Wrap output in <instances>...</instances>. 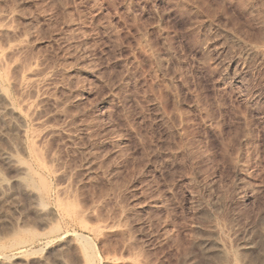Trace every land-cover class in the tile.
<instances>
[{"label": "rangeland", "instance_id": "1", "mask_svg": "<svg viewBox=\"0 0 264 264\" xmlns=\"http://www.w3.org/2000/svg\"><path fill=\"white\" fill-rule=\"evenodd\" d=\"M0 89V264H264V0H0Z\"/></svg>", "mask_w": 264, "mask_h": 264}, {"label": "bare ground", "instance_id": "2", "mask_svg": "<svg viewBox=\"0 0 264 264\" xmlns=\"http://www.w3.org/2000/svg\"><path fill=\"white\" fill-rule=\"evenodd\" d=\"M15 115H16V113H15L13 107L8 102L5 94L0 89V138H6L3 126H8V127L10 126L11 127V125H12V128H13V126L14 127L16 126V124L13 122ZM16 128H17V126H16ZM0 161L8 168L9 167L15 168L17 170L18 174H20V175L21 174L29 175L28 173L30 170L28 169V167H25L21 163L17 162L18 160H16L14 158V155L12 154V151L10 148L0 150ZM15 169H14V171L16 172ZM15 179H17V178L15 177ZM12 181L15 182L14 180H12ZM9 185L10 184H7V182H5L2 178H0V199L4 198L3 195L5 194V190L9 188ZM37 209H38L37 210L38 212H41V209H39V208H37ZM201 245H202L203 251L208 255L207 256L208 258L211 257L212 255H215V254L220 253L222 251V246L219 243H215L213 240H205L202 242ZM252 249H253V244L251 242L244 243V249L243 250L251 251ZM259 262L263 263V260L259 261ZM245 264H250V262L248 261V263L246 262Z\"/></svg>", "mask_w": 264, "mask_h": 264}]
</instances>
